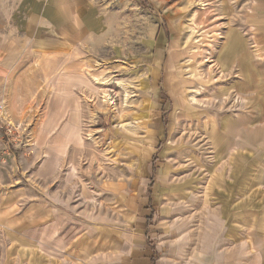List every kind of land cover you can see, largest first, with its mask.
Masks as SVG:
<instances>
[{"label":"rangeland","instance_id":"obj_1","mask_svg":"<svg viewBox=\"0 0 264 264\" xmlns=\"http://www.w3.org/2000/svg\"><path fill=\"white\" fill-rule=\"evenodd\" d=\"M68 4L3 35L0 264H120L146 167L168 264H264V0Z\"/></svg>","mask_w":264,"mask_h":264},{"label":"crops","instance_id":"obj_2","mask_svg":"<svg viewBox=\"0 0 264 264\" xmlns=\"http://www.w3.org/2000/svg\"><path fill=\"white\" fill-rule=\"evenodd\" d=\"M68 2L69 0H0V50L14 48L8 43L11 39L7 38L6 41L3 35L46 33L51 30L52 19L55 20L54 25H58L59 32L65 35V39L68 34L70 39L76 40L79 21H72L68 25ZM3 58L0 54V66ZM153 108L154 117L150 120L156 124L160 121L156 103ZM153 129L154 132L157 131ZM147 170L148 167L139 176L138 184L134 188L136 196H129L130 209H127L119 237L120 264H168L171 258L166 253L165 243L156 239L157 225L149 205L152 180Z\"/></svg>","mask_w":264,"mask_h":264},{"label":"bare ground","instance_id":"obj_3","mask_svg":"<svg viewBox=\"0 0 264 264\" xmlns=\"http://www.w3.org/2000/svg\"><path fill=\"white\" fill-rule=\"evenodd\" d=\"M192 32V31H191ZM193 32H195V30H193ZM194 75V73L191 74V76ZM95 80L97 81V83H102V84H105L107 83V81H105L104 78H101V77H96L94 76ZM200 91V90H199Z\"/></svg>","mask_w":264,"mask_h":264}]
</instances>
